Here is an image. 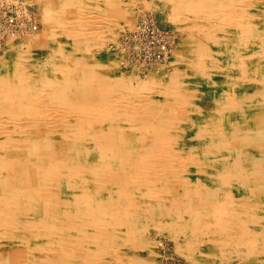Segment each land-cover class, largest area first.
I'll return each mask as SVG.
<instances>
[{"label": "bare ground", "instance_id": "bare-ground-1", "mask_svg": "<svg viewBox=\"0 0 264 264\" xmlns=\"http://www.w3.org/2000/svg\"><path fill=\"white\" fill-rule=\"evenodd\" d=\"M13 1L37 21L0 48V264H151L165 230L188 264H264V0H142L178 48L148 81L136 0Z\"/></svg>", "mask_w": 264, "mask_h": 264}, {"label": "rangeland", "instance_id": "rangeland-1", "mask_svg": "<svg viewBox=\"0 0 264 264\" xmlns=\"http://www.w3.org/2000/svg\"><path fill=\"white\" fill-rule=\"evenodd\" d=\"M19 1H22V0H19ZM122 1L124 2L125 0H122ZM144 1H149V0H144ZM143 2H142V0H136V1L132 2V3L126 4L127 5L126 8H128L129 11L131 13H133V14H137L138 13L137 17L139 15V13L141 11H143L144 13L141 12V14H144L146 16V20L144 22L141 20L140 23H139V27L141 29H143V28L145 29L147 27L148 28L145 29L144 31H141L137 36H135L134 35L135 33H132V31L127 30V29H130V27L127 26V22L125 20H123V19L122 20H118L119 24H117V25H119V28L114 31L115 35L113 36V39L117 38L123 31L127 30L126 31L127 33L125 32V34L123 35V38H125V39L127 38L129 43L128 42L126 43L125 46H126L127 49H125L124 52H126L128 50L126 53L131 55V57H132L131 61L135 65L136 69L133 68V67L132 68L134 70L131 69L132 72L134 73V75H132V76L137 78V79L143 80V81H145V80L148 81V76H146V75H148L149 69H152L153 71H155L157 73H161V71L163 69L162 65H164V63L166 62L165 58L167 57V55L174 48H175V52L177 53L178 52L177 51L178 48H177V41H175V39L173 38L174 37L172 35L173 32L169 28V26L166 25V24H160V22H158V20L156 19L155 15L151 14L152 12H150V11H152V10H150V9L147 10L146 8H144ZM15 4L16 3H14L13 0H5V1L4 0H0V24H1L0 25V27H1L0 29H2V30H0L1 31L0 32V48H2L4 46L5 42L7 41V39H5V38L9 34H11V32H12L11 36L14 35V33H15L14 36H17V35H19V33L23 32V31H26L30 26L32 28L34 21L35 22L37 21V15L35 14V17H34V15H33L34 10H33L32 7L31 8L30 7H26V13L27 14L25 15V13H23L24 10L22 9V5H18L17 6ZM14 8H16V9H14ZM18 8H20V9H18ZM21 9H22V11H21ZM20 16H21V18H20ZM150 17L152 18V20L154 22H150ZM24 19H26V21ZM28 22H30V23H28ZM89 22L90 21H88V23ZM157 23L159 25H161L162 27L158 26ZM17 24H20V25L18 26ZM10 25H11V28H10ZM151 26H153V27H151ZM155 26L159 27V29L161 31L160 32L161 34L158 32L157 29H155ZM6 28H7V30H6ZM18 30H20V31H18ZM164 31H165V34H164ZM36 32H37V26L35 27V32L32 31V33L36 34ZM154 32H156V33H154ZM23 33H25V32H23ZM106 33H107L106 30L103 31L104 35H106ZM165 35L167 36V38L165 37ZM109 42H111V40H109ZM141 43H143L144 45L143 44L141 45ZM162 43L167 45L166 46L167 53L161 54L159 57H157V56H154V57H151V58L143 57L144 48H148V49H152V47L153 48L154 47L157 48V46L159 44L161 45ZM111 45L113 47V48H110L111 51L106 49L107 48L106 45L104 46V49L106 51L108 50L107 52H109V54L115 56L120 61V63L123 66H125L126 60L123 57V55L119 52L120 50L116 51L118 49L114 46V43H112ZM114 48H115V50H114ZM136 60H139V61L136 62ZM150 239L154 241V243L151 246V248L148 247V248L140 250L138 252L141 256H143L145 258V260L148 263H151V264H178V263H180V264H188L185 261V259L183 257H181V255H179L177 253V251H176L177 248H176L175 243H174L175 241L170 237V235H169L167 230L162 231V233H159V235H158V232L157 233L156 232H154V233L151 232Z\"/></svg>", "mask_w": 264, "mask_h": 264}, {"label": "built area", "instance_id": "built-area-1", "mask_svg": "<svg viewBox=\"0 0 264 264\" xmlns=\"http://www.w3.org/2000/svg\"><path fill=\"white\" fill-rule=\"evenodd\" d=\"M146 20V18H145ZM145 20H142V21H145ZM151 24V23H150ZM138 34H135V36H137ZM166 45L164 43H162L161 45L159 44L157 46V48H152V49H148V48H145L143 51V57H147V58H151V57H154V56H157L159 57L161 54H164L166 53Z\"/></svg>", "mask_w": 264, "mask_h": 264}]
</instances>
